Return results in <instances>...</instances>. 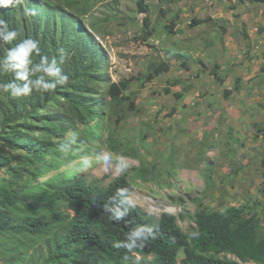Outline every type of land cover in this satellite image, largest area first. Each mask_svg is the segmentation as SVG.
Here are the masks:
<instances>
[{"label": "rangeland", "instance_id": "obj_1", "mask_svg": "<svg viewBox=\"0 0 264 264\" xmlns=\"http://www.w3.org/2000/svg\"><path fill=\"white\" fill-rule=\"evenodd\" d=\"M138 1L0 0L2 19L31 12L59 35L61 29L72 34L74 26L86 32L104 80L90 93L99 116L88 123L67 113L63 102L50 107L70 124L60 139L72 145L64 154L52 145L60 140L30 119L20 129L46 142L53 157L22 163L24 151L0 143V186L12 183L26 194L32 172L46 182L74 169L104 188L125 172L133 186L126 202L154 221L174 214L185 233L195 228L200 207L244 206L264 225V1L145 0L148 13L138 11ZM146 31L152 36L143 42ZM160 63L169 71L146 81L149 66ZM29 124L40 127L30 132ZM105 152L112 158L104 160ZM55 155L65 158L58 169ZM120 156L123 172L117 171ZM10 248L8 242L0 249V264H30L41 252L40 244ZM183 257L180 252L178 260Z\"/></svg>", "mask_w": 264, "mask_h": 264}, {"label": "trees", "instance_id": "obj_2", "mask_svg": "<svg viewBox=\"0 0 264 264\" xmlns=\"http://www.w3.org/2000/svg\"><path fill=\"white\" fill-rule=\"evenodd\" d=\"M238 1L260 3L264 0ZM137 7L140 13L149 12L145 0H139ZM3 20L8 30L15 31L17 36L11 42H0V59L21 40L32 38L38 42L39 54L31 57L29 80L44 76L48 83L55 85L46 92L33 88L30 95L18 97L0 90V143L7 149L24 151L25 155L18 158L20 162L36 164L43 156L53 157L46 151L50 146H46V142L39 144L20 128L26 129L30 119L42 123V129L50 137L64 138L71 130L70 124L58 112L50 111L53 104L58 106L61 102L67 105V113H77L87 123L99 116L98 109L89 104V97L95 84L104 82L97 77L101 63L95 47L86 48L89 35L83 30L77 32L76 26L72 34H63L61 29L59 35L55 28H49L31 12L24 16H18V12L7 13ZM193 23L200 25L203 21L194 19ZM173 27L174 24L167 27L170 33ZM2 30L3 25H0ZM151 36L152 32L146 31L139 39L146 42ZM44 57L49 63L56 60L60 75L68 76L67 83L60 84L58 77L35 70L36 65L43 67ZM169 69L165 63L151 64L146 81ZM16 71L11 65L6 69L0 64V85L14 83L23 87L25 81L16 78ZM216 73L213 70L217 77ZM39 127L30 125L27 130L36 131ZM62 141L52 145L61 147L64 154L72 145ZM55 158L54 169H58L65 158L57 155ZM72 170L66 177L46 182L39 181V174L32 172L31 188L26 194L12 183L0 186V249L8 242L10 252L40 244L41 252L36 257L30 256V264H264L263 220L257 215L247 216L244 206H232L224 211L200 207L195 214V228L190 233L178 226L177 217L172 213L165 212L154 221L130 205L128 215L117 221L105 205L116 207L122 199L127 204L126 199L133 191L127 174L123 172L101 188L99 181L89 182L76 170L71 174ZM120 189L126 190L124 197L117 195ZM113 197L115 199L111 200ZM143 225L153 226L154 238H149L142 248L127 252L114 246L123 241L130 230ZM194 232L198 235L192 236ZM180 252L184 257L179 261Z\"/></svg>", "mask_w": 264, "mask_h": 264}, {"label": "clouds", "instance_id": "obj_3", "mask_svg": "<svg viewBox=\"0 0 264 264\" xmlns=\"http://www.w3.org/2000/svg\"><path fill=\"white\" fill-rule=\"evenodd\" d=\"M11 0H3V3L7 5ZM0 25H3V30L0 31V42H11L17 36L15 31H9L7 28L6 22L0 18ZM60 52H63V48L59 49ZM39 54V46L38 42L32 38H26L21 40L15 47L10 48L6 55L0 59V64H4L7 69L8 65L16 71V78L22 81H25L23 87H18L14 83H5L0 85V90L4 92H10V94L14 97L18 96H28L31 94L32 89L36 88L38 92H46L55 87L54 84H50L46 81L44 76H40L36 80H29L30 72L28 70V65L32 64L33 55ZM56 60L52 59L51 63L48 62L47 57L42 58L41 64L35 66L36 71H43L49 77H58V83L65 84L68 81L67 75H60V69L56 67ZM111 154L105 152L103 159L109 160L111 159ZM119 163L117 164V171L123 172L127 169V165L125 164V157L120 156L117 157ZM87 163V162H85ZM126 194V190L120 189L117 192V195L124 197ZM115 199L113 197L111 200ZM110 200V202H111ZM130 201H127L125 204V200H121L120 205L116 207H109V205H105V209L113 214V219L119 221L122 220L125 216L128 215L130 210ZM153 226L143 225L136 227L130 230L123 241H119L115 243V247L124 248L127 252H132L134 249L142 248L144 243L149 238H154V233L152 230ZM192 236L198 235V233H192ZM127 258V257H125Z\"/></svg>", "mask_w": 264, "mask_h": 264}, {"label": "bare ground", "instance_id": "obj_4", "mask_svg": "<svg viewBox=\"0 0 264 264\" xmlns=\"http://www.w3.org/2000/svg\"><path fill=\"white\" fill-rule=\"evenodd\" d=\"M74 172H75V170L73 169L71 174H73Z\"/></svg>", "mask_w": 264, "mask_h": 264}]
</instances>
